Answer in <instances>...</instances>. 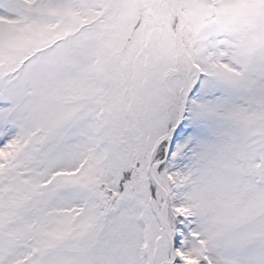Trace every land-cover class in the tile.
<instances>
[{
	"label": "snow or ice",
	"instance_id": "obj_1",
	"mask_svg": "<svg viewBox=\"0 0 264 264\" xmlns=\"http://www.w3.org/2000/svg\"><path fill=\"white\" fill-rule=\"evenodd\" d=\"M0 264H264V0H0Z\"/></svg>",
	"mask_w": 264,
	"mask_h": 264
}]
</instances>
